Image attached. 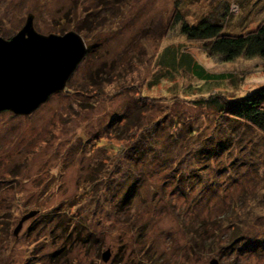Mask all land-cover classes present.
Listing matches in <instances>:
<instances>
[{"label":"rangeland","instance_id":"obj_1","mask_svg":"<svg viewBox=\"0 0 264 264\" xmlns=\"http://www.w3.org/2000/svg\"><path fill=\"white\" fill-rule=\"evenodd\" d=\"M28 13L87 50L34 111H0V264H264V136L184 93L247 95L264 58L220 61L180 32L203 18L254 29L264 0H0V36ZM167 46L231 77L160 64Z\"/></svg>","mask_w":264,"mask_h":264},{"label":"water","instance_id":"obj_2","mask_svg":"<svg viewBox=\"0 0 264 264\" xmlns=\"http://www.w3.org/2000/svg\"><path fill=\"white\" fill-rule=\"evenodd\" d=\"M34 15L28 13L23 26L11 37L0 36V111L29 114L52 94L63 90L87 47L75 31L64 34L37 32ZM25 215L16 228L17 234ZM110 252L103 253L107 261ZM210 264H217L211 259Z\"/></svg>","mask_w":264,"mask_h":264},{"label":"trees","instance_id":"obj_3","mask_svg":"<svg viewBox=\"0 0 264 264\" xmlns=\"http://www.w3.org/2000/svg\"><path fill=\"white\" fill-rule=\"evenodd\" d=\"M87 13L88 16H85V20L90 21L89 10ZM181 22L180 10L176 7L169 26H174ZM169 26L167 29H169ZM180 32L185 36L186 41L201 43L209 56L215 57L220 61H232L240 56L264 58V16L254 29L238 34L224 32L221 21L209 18H203L196 24L184 22L180 27ZM177 52L181 55L176 61ZM166 60L172 68L191 69L192 74L196 78L207 80L208 83L211 81L221 83L225 81L226 77H231L229 73H215L206 70L195 62L188 51L182 50V46H167L164 48L159 56V63L165 64ZM167 71L169 72L168 69ZM167 75L169 76L167 77L168 79L173 78L172 74L168 73ZM187 87L189 89L184 93L188 97L196 94H209L208 97H200L195 101L196 103L201 101L205 104L208 103V105L215 107L221 116L247 124L264 136V84L247 95L234 97H225L223 94L218 93L215 87H210L211 89L207 90L201 84L196 87L191 85ZM135 150V152L139 151V147L135 148Z\"/></svg>","mask_w":264,"mask_h":264}]
</instances>
